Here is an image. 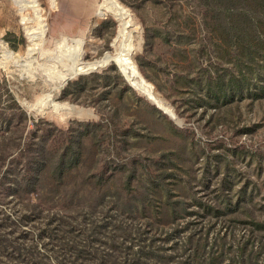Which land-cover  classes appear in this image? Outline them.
Here are the masks:
<instances>
[{"label": "rangeland", "instance_id": "obj_1", "mask_svg": "<svg viewBox=\"0 0 264 264\" xmlns=\"http://www.w3.org/2000/svg\"><path fill=\"white\" fill-rule=\"evenodd\" d=\"M219 5L0 0V264H264V89L208 102Z\"/></svg>", "mask_w": 264, "mask_h": 264}, {"label": "trees", "instance_id": "obj_2", "mask_svg": "<svg viewBox=\"0 0 264 264\" xmlns=\"http://www.w3.org/2000/svg\"><path fill=\"white\" fill-rule=\"evenodd\" d=\"M220 8L232 10L239 18L234 20L229 27H222L228 30L227 35L233 33L238 48H235L232 57L231 67L225 73H209L206 84V95L212 106L228 105L238 98L246 95L258 98L261 95L258 88L264 89V75L257 70L256 57L259 50L251 43L254 30H257L258 21L250 14L252 10L264 11V0H219ZM99 12V10H98ZM97 12V15H98ZM261 22V21H260ZM209 71V69H207ZM87 75L80 76V79L88 78ZM66 89V88H65ZM254 90V91H251ZM65 91V90H64ZM214 102V103H212ZM43 162L49 161L46 155L41 157ZM47 163V162H46Z\"/></svg>", "mask_w": 264, "mask_h": 264}, {"label": "crops", "instance_id": "obj_3", "mask_svg": "<svg viewBox=\"0 0 264 264\" xmlns=\"http://www.w3.org/2000/svg\"><path fill=\"white\" fill-rule=\"evenodd\" d=\"M100 4H101V3L98 4L97 10H96V14H97V12H98V10H99V8H100ZM45 28H46V31H47V22H46V24H45ZM45 36H46V34H45ZM44 39H45V37H44ZM78 45H79V46L81 45V41H79V40H78ZM79 56H81L80 49H79L78 54H77V61L80 59V58H78ZM77 61H76V62H77ZM76 62H75V63H76ZM74 69H75V64H73L72 66L68 67L66 70H67V72H70V73H71L72 71H74Z\"/></svg>", "mask_w": 264, "mask_h": 264}, {"label": "water", "instance_id": "obj_4", "mask_svg": "<svg viewBox=\"0 0 264 264\" xmlns=\"http://www.w3.org/2000/svg\"><path fill=\"white\" fill-rule=\"evenodd\" d=\"M93 70H96V68L95 69H86L85 71H83V72H80V73H78V74H81V73H89V72H91V71H93ZM78 74H74L73 76H71V77H74V76H76V75H78ZM122 74H124V73H122ZM125 76V75H124ZM125 78L129 81V79L125 76ZM130 82V81H129ZM158 107V106H157ZM159 109H161L160 107H158ZM162 110V109H161Z\"/></svg>", "mask_w": 264, "mask_h": 264}]
</instances>
